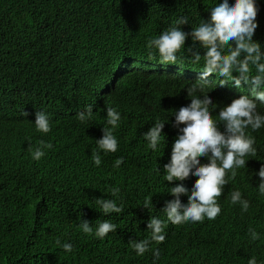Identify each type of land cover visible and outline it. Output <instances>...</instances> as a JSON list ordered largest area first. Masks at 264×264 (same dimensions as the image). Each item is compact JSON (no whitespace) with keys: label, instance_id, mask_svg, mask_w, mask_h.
I'll return each mask as SVG.
<instances>
[{"label":"trees","instance_id":"1","mask_svg":"<svg viewBox=\"0 0 264 264\" xmlns=\"http://www.w3.org/2000/svg\"><path fill=\"white\" fill-rule=\"evenodd\" d=\"M222 2L0 0V264H248L253 257L264 264V194L257 175L264 165V126L248 130L256 155L245 157L235 178L227 173L214 220L173 225L161 211L175 199L171 187L183 183L190 194L198 177L172 184L164 179L163 166L180 134L174 111L186 86L179 75L187 60L184 53L162 69L158 50L147 44L180 17L189 21L181 30L190 33ZM255 2L253 41L264 53V0ZM192 43L189 36L185 44ZM89 105L93 115L81 122L77 113ZM108 107L121 117L112 129L115 153L96 144L103 127L111 128ZM37 111L49 117L47 134L35 128ZM210 111L214 119V107ZM157 121L165 124L166 138L153 151L143 135ZM40 141L52 148L37 161L29 148ZM93 151H99V166ZM121 157L123 163L114 167ZM113 188L119 189L116 196ZM233 191L249 202L246 212L231 202ZM95 199L114 200L123 211L105 215ZM180 200L187 204L188 196ZM152 216L165 221L166 238L137 255L130 241L150 238ZM82 220L89 221L91 235L80 228ZM104 220L117 228L101 239L95 229ZM57 239L72 251L65 252Z\"/></svg>","mask_w":264,"mask_h":264},{"label":"clouds","instance_id":"2","mask_svg":"<svg viewBox=\"0 0 264 264\" xmlns=\"http://www.w3.org/2000/svg\"><path fill=\"white\" fill-rule=\"evenodd\" d=\"M257 15L255 0H235L231 5L228 0H223L211 8L210 18L202 20L190 33L181 30V26L189 21L187 17H180L175 21V26L148 41L149 49L154 47L158 50L162 69L174 66L184 53L187 60L179 75L186 86L174 111L173 127L180 134L173 143L170 161L163 166V170L164 179L169 184L183 182L190 175L198 179L190 194L183 183L170 188V195L175 199L165 201L161 211L173 225L202 222L205 217L214 220L221 212L217 198L227 185V173L230 171L232 178H235V169L246 166L245 157L256 155L253 147L255 139L248 130L256 131L264 126V53L260 44L253 41L258 27ZM189 36L193 43L187 46L185 42ZM212 107L214 119L210 111ZM24 115L29 114L24 112ZM92 115L93 107L89 105L77 113V118L86 122ZM106 116L107 125L111 128L103 127L102 138L96 140V144L105 153H115L118 141L112 129L118 127L121 117L112 107L106 108ZM34 125L38 132L47 134L51 131L49 117L42 111L35 113ZM164 127V123L157 121L143 135L153 151L166 138ZM51 148V143L40 141L38 147L34 150L30 147L29 151L32 158L38 161L45 155L44 149ZM201 157H207L209 162L202 165ZM91 158L95 165L101 164L99 151H93ZM122 163L123 158H118L114 167L118 168ZM257 175L260 178L258 190L264 194V165ZM111 192L116 196L119 189L113 188ZM182 195L188 196L187 204L181 203ZM230 195L233 204L239 203L243 211L248 210L250 204L241 198L239 191H233ZM95 203L105 215L123 211V206L118 207L114 200L95 199ZM149 203L146 199L145 208ZM80 228L85 234L93 233L87 220L81 221ZM116 228L108 220L98 221L95 236L102 239ZM164 228L165 221L152 216L147 224L150 238L130 241L137 255L142 256L149 251L152 242L162 243L166 238ZM250 232L253 240L259 238L255 231L250 229ZM56 244L65 252L72 251L71 244L61 245L59 239ZM153 255L159 259V250L154 251ZM248 264H257L255 257L249 259Z\"/></svg>","mask_w":264,"mask_h":264}]
</instances>
